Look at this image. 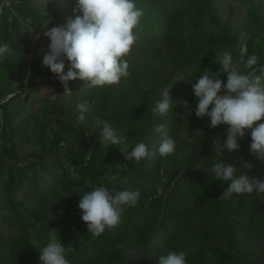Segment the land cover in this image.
I'll use <instances>...</instances> for the list:
<instances>
[{"label": "trees", "instance_id": "obj_1", "mask_svg": "<svg viewBox=\"0 0 264 264\" xmlns=\"http://www.w3.org/2000/svg\"><path fill=\"white\" fill-rule=\"evenodd\" d=\"M217 1L135 0L143 16L140 39L126 57L129 76L103 88L69 81L72 93H65L42 66L43 53L33 38L50 21L47 28L74 19L73 0H50L47 9L36 0H0V46H9L0 56V223L7 220L11 230L6 236L0 232V264H40L38 250L52 229L70 264H158L169 251L184 252L186 264H264V194L218 199L228 182L211 171L225 161L237 167L236 176L245 172L264 181V160L250 154L251 131L245 130L238 150L225 148L220 155L214 146L202 163L224 125L210 128L207 116L195 115L192 88L206 69L227 82L217 62L224 51L242 73L248 71L236 63L241 33L248 34V54H255L258 64L264 61V0H234L247 7L240 28L232 27L230 17L220 18ZM43 79L53 87L54 99L25 112ZM168 85H173L172 110L153 115ZM85 100L91 112L81 122L77 105ZM185 100L192 111L184 116ZM97 116L123 138L120 144L101 145L102 126L93 123ZM161 123L176 142L166 157L157 151L162 136L155 127ZM227 127L219 140H226ZM141 141L150 155L129 159ZM101 186L113 194L138 190L140 196L135 206H123L115 229L96 237L78 204L80 196Z\"/></svg>", "mask_w": 264, "mask_h": 264}, {"label": "clouds", "instance_id": "obj_2", "mask_svg": "<svg viewBox=\"0 0 264 264\" xmlns=\"http://www.w3.org/2000/svg\"><path fill=\"white\" fill-rule=\"evenodd\" d=\"M36 2L37 5L43 2L47 9L50 0ZM73 13L74 19L68 17L59 26L47 28L51 21L44 26L47 30L43 35L50 40V44L47 49L38 50V54L43 53L42 66L50 69L58 78L65 93H72L68 89L69 81L81 80L84 82L83 87L90 89L119 84L122 78L129 76L126 57L140 39L143 10L137 7L135 0H76ZM247 35L241 33L236 63L245 65L248 71L242 73L234 64L232 54L224 51L217 57V62L227 75V82L217 72L204 70L203 75L192 85L198 100L195 115L199 118L207 116L210 128L228 126L226 140H214L218 154L222 155L225 148L229 152L238 150V139L245 136V130H250V154L264 160V122H261L264 121V65L258 64L255 54H248L245 42ZM8 51L7 44L0 46V56ZM172 86L168 85L162 90L161 98L155 101V107L152 108L153 115L165 116L172 110ZM182 103L188 108L184 116L189 115L192 109L188 101ZM77 108L81 113L78 119L83 122L84 114L91 112L90 104L85 100ZM93 123L96 127L102 126L100 142L103 147L121 143L123 138L107 121L97 116ZM155 132L162 136L157 149L160 156L173 154L176 142L169 136L167 127L163 123L158 124ZM149 155L147 145L141 141L128 154V158L139 162ZM245 167L251 170L252 165L245 162ZM236 169L235 165L225 161L213 165L211 171L215 179L228 182V187L218 199H228L233 194H264V181L250 177L245 172L236 176ZM139 196L138 190H123L113 194L103 186L84 193L80 196L78 207L88 232L98 237L106 229H115L121 223L123 206H135ZM56 231L52 229L48 243L38 250L40 264H70ZM158 264H186L185 253L169 251L159 257Z\"/></svg>", "mask_w": 264, "mask_h": 264}, {"label": "rangeland", "instance_id": "obj_3", "mask_svg": "<svg viewBox=\"0 0 264 264\" xmlns=\"http://www.w3.org/2000/svg\"><path fill=\"white\" fill-rule=\"evenodd\" d=\"M76 3V0H73V4ZM232 5V12L229 11V6ZM44 6V3H41V7ZM218 15L222 20H225L230 17V22L232 27L240 28L245 22V13L247 10L246 5L240 4L234 0H218L216 3ZM44 8V7H43ZM34 45L36 48H44L47 49L50 44V40L45 37L43 34L37 35L33 38ZM54 89L49 83V80L43 79L40 86V92L37 95H32L25 102V112L35 111L39 106H41L45 99H54L55 93ZM28 149V146L26 147ZM29 150V149H28ZM0 197H1V187H0ZM22 196H19L21 199ZM1 206V204H0ZM4 214L2 210H0V217ZM7 216V215H6ZM4 218H7V217ZM0 232L5 236L8 235L11 230L8 226L7 220L3 223H0Z\"/></svg>", "mask_w": 264, "mask_h": 264}, {"label": "water", "instance_id": "obj_4", "mask_svg": "<svg viewBox=\"0 0 264 264\" xmlns=\"http://www.w3.org/2000/svg\"><path fill=\"white\" fill-rule=\"evenodd\" d=\"M259 64H264V61H261ZM226 126H227V125H224V126H223V128H222V130H221V132H220V134H219V136L217 137L216 140H219V139H220V137H221V135L223 134V132H224ZM214 146H215V143H213V146L211 147V149L209 150V152L207 153V155L203 158L202 163H204V161L206 160V158L208 157L209 153L211 152V150H212V148H213ZM202 163H201V164H202ZM85 167H86V165H85ZM190 171H194V169H192V170H190ZM184 173H187V172L185 171V172H182V173L178 174V175L176 176L175 180L177 179V177H179L180 175H182V174H184ZM175 180H174L173 183H172L171 189H173V186H174V184H175ZM104 185H105V183H104ZM166 196H167V194H165V197H166Z\"/></svg>", "mask_w": 264, "mask_h": 264}]
</instances>
